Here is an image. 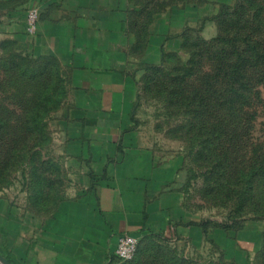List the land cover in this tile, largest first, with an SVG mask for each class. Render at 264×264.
Segmentation results:
<instances>
[{"label":"rangeland","instance_id":"rangeland-1","mask_svg":"<svg viewBox=\"0 0 264 264\" xmlns=\"http://www.w3.org/2000/svg\"><path fill=\"white\" fill-rule=\"evenodd\" d=\"M120 5L137 84L129 150L153 159L180 193L182 219L196 224L183 239L135 236L145 256L135 264H264V0ZM27 8L17 14L33 44L39 25L30 32L27 15L38 9L40 23L41 12ZM239 37L258 41V54L215 41ZM24 44L0 41V206L22 207L27 194L28 210L40 213L39 188H65L61 159L71 150L61 143L79 139L86 100L63 62Z\"/></svg>","mask_w":264,"mask_h":264},{"label":"crops","instance_id":"crops-1","mask_svg":"<svg viewBox=\"0 0 264 264\" xmlns=\"http://www.w3.org/2000/svg\"><path fill=\"white\" fill-rule=\"evenodd\" d=\"M121 2L0 0V41L24 36L28 53L63 62L86 100L79 139L61 143L71 150L61 159L62 193L54 184L41 186L40 213L28 210L27 194L22 207L0 206V255L10 264H135L145 256L133 262L117 258L121 236L155 232L172 241L192 232L190 221L182 219L180 193L138 146L129 150L137 84L129 70L135 61L128 55ZM33 5L40 7L41 20L31 44L17 11Z\"/></svg>","mask_w":264,"mask_h":264},{"label":"built area","instance_id":"built-area-1","mask_svg":"<svg viewBox=\"0 0 264 264\" xmlns=\"http://www.w3.org/2000/svg\"><path fill=\"white\" fill-rule=\"evenodd\" d=\"M29 31L36 32L39 25V12L36 8H31L27 15ZM139 241L135 236L125 234L118 240L115 254L122 262H132L137 257Z\"/></svg>","mask_w":264,"mask_h":264},{"label":"trees","instance_id":"trees-1","mask_svg":"<svg viewBox=\"0 0 264 264\" xmlns=\"http://www.w3.org/2000/svg\"><path fill=\"white\" fill-rule=\"evenodd\" d=\"M226 39H216L215 41L217 42H223V43H230L231 45L233 46H237V42L241 41L244 43V46L247 48V51H251L253 54H258V47H259V43L258 41H254L252 40L250 37H246V38H232L231 40H226ZM239 53V52H237ZM260 57V56H259ZM48 59H56L55 57H48ZM242 58L239 57L234 65H237V63L239 62V60H241ZM140 67H144L146 72L148 73H151V72H159L161 69H160V66H157V65H154V64H149V63H142L139 65V68ZM231 73H233V75L236 73V70H232ZM232 78V77H231ZM234 78H237L236 76H234ZM254 176V172L251 171L250 175H249V178L251 179L252 177ZM42 180V179H41ZM51 184L50 181L48 182V185ZM191 226H195L196 224L195 223H191L190 224ZM138 255V254H137Z\"/></svg>","mask_w":264,"mask_h":264},{"label":"water","instance_id":"water-1","mask_svg":"<svg viewBox=\"0 0 264 264\" xmlns=\"http://www.w3.org/2000/svg\"><path fill=\"white\" fill-rule=\"evenodd\" d=\"M0 261L4 264H10L4 257L0 255Z\"/></svg>","mask_w":264,"mask_h":264}]
</instances>
